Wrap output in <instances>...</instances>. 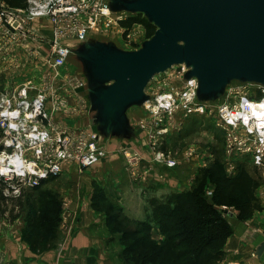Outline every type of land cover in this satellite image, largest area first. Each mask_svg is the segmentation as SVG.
<instances>
[{
    "label": "built area",
    "instance_id": "2783aa9c",
    "mask_svg": "<svg viewBox=\"0 0 264 264\" xmlns=\"http://www.w3.org/2000/svg\"><path fill=\"white\" fill-rule=\"evenodd\" d=\"M0 6V27L5 36L11 31L14 36L26 34L25 24L29 27L37 19L51 23L50 38L43 41L48 45L43 84L28 80L21 86L0 90V186H5L6 196L17 197L62 175L72 165L83 171L108 157L106 137L94 123L72 126L65 121L87 113L92 115L83 70H66L74 48L90 40L92 33L107 31L125 18L123 13L129 12H114L109 0H27L24 8L9 7L0 1ZM32 30L38 34L36 29ZM39 34L43 37L40 30ZM25 45L32 59L39 58V51ZM4 46L0 43V52ZM190 69L186 64L174 65L157 74L153 78L157 87L150 93L146 91L149 98L142 105L145 114L133 124V140L147 145L151 157L147 161L133 144L120 147L136 183L155 165L179 167V158L165 141L181 131L194 115L213 120L222 133L229 173L236 172L238 158L264 166V85L235 80L217 100L201 101L197 77H187ZM197 154L191 148L185 156ZM257 197L264 206V188L258 187ZM63 207L69 209V199Z\"/></svg>",
    "mask_w": 264,
    "mask_h": 264
},
{
    "label": "water",
    "instance_id": "95a60500",
    "mask_svg": "<svg viewBox=\"0 0 264 264\" xmlns=\"http://www.w3.org/2000/svg\"><path fill=\"white\" fill-rule=\"evenodd\" d=\"M109 2L114 12L143 14L156 31L134 50L93 39L73 49L88 81L92 121L102 136L134 139L129 109L143 105L151 80L174 65L191 68L187 77H197L201 101L217 100L235 80L264 85V0ZM263 252L264 242L255 254Z\"/></svg>",
    "mask_w": 264,
    "mask_h": 264
},
{
    "label": "crops",
    "instance_id": "0c3cea01",
    "mask_svg": "<svg viewBox=\"0 0 264 264\" xmlns=\"http://www.w3.org/2000/svg\"><path fill=\"white\" fill-rule=\"evenodd\" d=\"M2 32L1 29L0 33ZM20 54L23 56V53ZM15 56V52L12 55L0 52V77H6L4 83L9 81L6 87H17L28 75L18 73L19 70L16 69L19 64L16 63H20V59L15 62ZM26 59L29 63V58ZM9 76H12L11 79ZM72 101H75L73 97ZM87 115L92 116L90 113ZM84 116L86 115L70 119H75V126H89L93 123H82L86 120L83 119ZM68 119L65 118L67 123ZM109 141L112 145L113 142L116 144V141H119L120 147L133 144L142 151L147 161L151 157L147 145L143 142L109 137L108 141L106 140L107 146ZM111 149L113 148H109L111 152L107 158L86 169L87 172L83 170L76 173L69 170L78 169L75 165L65 170V179L73 184L64 190L62 195L53 191L56 196L62 197L56 238H46L53 243L37 246V237L29 235L25 219L0 217V264H127L123 259V233L111 227L107 213L94 205L97 191L100 190L127 218L138 222L147 219L151 213L150 202L153 198L163 200L172 193L190 188L189 185L183 187L181 181L169 176L179 173V168L171 169L161 165H155L152 172L136 183L130 176L124 157ZM183 173L186 174L185 169ZM68 199L69 211L63 207ZM230 212L231 219H235L234 232L225 245V257L216 264H264V252L261 256L255 254L257 247L264 242V209L248 219H237V215ZM0 215L4 216L1 210ZM153 236L157 240L164 238L156 226H153Z\"/></svg>",
    "mask_w": 264,
    "mask_h": 264
},
{
    "label": "trees",
    "instance_id": "16d2710c",
    "mask_svg": "<svg viewBox=\"0 0 264 264\" xmlns=\"http://www.w3.org/2000/svg\"><path fill=\"white\" fill-rule=\"evenodd\" d=\"M0 1L14 8L27 6V0ZM119 23L127 30L137 23L142 24L147 38L156 31V26L141 13L130 15ZM210 175L211 178L214 177L215 185L212 200L205 196L204 185L202 188L194 186L189 190L172 193L163 200L153 198L150 202L151 213L147 219L135 222V227L120 208H115L100 190L97 191L94 205L107 213L111 227L123 233V259L127 264H216L225 257V245L233 234L234 227L227 217L229 214L220 207H234L239 219L251 218L257 211L264 209L257 197L260 181L246 168L229 174L220 162L213 165ZM50 180L26 191L38 190ZM4 188V185L0 186V207H8L11 203L19 205L22 201L20 197L26 191L17 197L6 196ZM41 190L47 194L44 206L49 209L50 215V225L45 226L47 237L55 239L61 203L52 190ZM28 223V227L30 223L31 227L35 225V221L30 218ZM153 226L164 235L162 240L154 238Z\"/></svg>",
    "mask_w": 264,
    "mask_h": 264
},
{
    "label": "rangeland",
    "instance_id": "374dc122",
    "mask_svg": "<svg viewBox=\"0 0 264 264\" xmlns=\"http://www.w3.org/2000/svg\"><path fill=\"white\" fill-rule=\"evenodd\" d=\"M1 7V6H0ZM138 13H123L125 16L124 19L129 17L130 15H136ZM144 16V15H143ZM123 19V20H124ZM2 23L0 22V25ZM25 32L20 33L17 35H13L12 31L9 33V36H5L3 33H0L2 39V42L4 46V52L5 55H12L14 52L16 53L15 56V62L20 59L19 66L16 70H19L18 73H27V77L25 78V81L28 80H35L36 83H38L40 86L43 84L44 74L46 73V55L48 50V45L43 43V41H48L50 38V29H51V23L43 21V19H37L35 24L30 25L29 27L27 24H25ZM32 29H36L38 34H34ZM1 30V27H0ZM39 30L41 31L42 36L39 34ZM26 35V36H25ZM91 39L93 40H100L105 42H115L120 48L125 50H134L141 47L144 40L147 39L146 35V29L142 24H135L131 29L127 30L124 29V27L121 26L119 21L117 23H114L107 31L104 32H98V33H92ZM25 44H28L29 47L34 49L35 51H39V58L32 59L30 53L26 50ZM20 48V49H19ZM16 49V50H14ZM19 49V50H18ZM22 51V52H21ZM20 53H23V56H21ZM19 58H18V56ZM26 57L29 58V63H27ZM45 59V60H44ZM66 70V69H65ZM83 70L81 62L76 58L75 55H73L70 59V62L67 66L68 72H81ZM12 77V76H11ZM9 76V78L11 79ZM6 78V77H5ZM5 78L0 77V90H4L6 87V84L9 81H6L7 83H4ZM23 82V83H24ZM153 83H149L146 91L152 92L154 88L157 87V84L154 80H151ZM22 85V84H21ZM20 85V86H21ZM12 86V85H10ZM19 86V85H18ZM9 88H15V87H9ZM145 114V107L144 106H133L128 111V116L131 120L132 124H136L139 122L140 119L144 117ZM83 119H86L82 121V123L86 122V124H89V122L92 121V116L88 117L84 116ZM75 119H68V124L74 126L75 125ZM169 141H165V145L167 148L171 149L172 153L179 158V173H172L169 176L171 179H175L176 181H181L183 187H186V185H189V188H193L196 186V188L205 187V196L212 200L213 191L215 188V185L213 184L214 177L211 178V171L213 168V165L217 162H220L224 167L228 165L227 157L224 154L223 150V138L222 133L220 130L215 126L214 121L210 120L206 117H201L198 115H194L192 118L187 120V122L184 125V128L172 135L168 136ZM105 140L108 141V138ZM117 143L113 145L109 141V148H113L111 150H114L116 154L122 153L120 152V142L116 141ZM194 148L197 153L194 157H186L185 153L188 149ZM110 151V150H109ZM111 152V151H110ZM236 167L237 170L240 168H246L251 173H253L260 181L261 188H264V166L257 167L248 160H242L241 158L236 159ZM68 167L67 169H69ZM89 169V168H87ZM185 169V173H183ZM73 172H81L79 169L72 168L69 169ZM181 170V171H180ZM236 170V172H237ZM86 171V169H85ZM87 172V171H86ZM228 172V171H227ZM229 173V174H235ZM168 175V174H167ZM65 174L58 176L57 178H54L48 182H46L44 185H47L44 187V185L41 186L38 190H33L32 192L26 191L25 195L22 198V201H20L19 205H13L12 203L8 205V207L1 206V208L6 209L4 211L1 210V212L4 214V216H1V218H7V219H16V218H22L25 219V221L28 223L29 218L32 221H35V225L29 227V234L30 235H36L37 237V246L43 245V244H50L53 243L50 239L47 238V229L45 226L50 225L48 222L49 215V209H47L44 204L46 201L47 194L43 189H49L50 191H57L62 195L63 191L67 188L72 186V182L70 180L65 179ZM28 190V189H27ZM45 192V193H44ZM62 197L56 196V199L58 201H62ZM63 205V203H62ZM223 210H229L232 211L235 215L238 217V211L235 210L234 207H220ZM69 211V210H68ZM16 217V218H15ZM47 217V218H46ZM231 223H234L233 218L231 219V216H227ZM235 217V218H236ZM52 218L55 219L54 214H52ZM59 215V220H60ZM56 221V220H55ZM133 223V226L135 227L137 224L133 220H131ZM235 224H233V227ZM34 228V231H33ZM49 237V236H48Z\"/></svg>",
    "mask_w": 264,
    "mask_h": 264
},
{
    "label": "bare ground",
    "instance_id": "6f19581e",
    "mask_svg": "<svg viewBox=\"0 0 264 264\" xmlns=\"http://www.w3.org/2000/svg\"><path fill=\"white\" fill-rule=\"evenodd\" d=\"M173 67V66H172Z\"/></svg>",
    "mask_w": 264,
    "mask_h": 264
}]
</instances>
